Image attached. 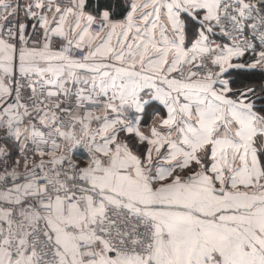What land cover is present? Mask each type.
Masks as SVG:
<instances>
[{
	"label": "snow or ice",
	"instance_id": "1",
	"mask_svg": "<svg viewBox=\"0 0 264 264\" xmlns=\"http://www.w3.org/2000/svg\"><path fill=\"white\" fill-rule=\"evenodd\" d=\"M125 3L0 0V264H264V0Z\"/></svg>",
	"mask_w": 264,
	"mask_h": 264
},
{
	"label": "trees",
	"instance_id": "2",
	"mask_svg": "<svg viewBox=\"0 0 264 264\" xmlns=\"http://www.w3.org/2000/svg\"><path fill=\"white\" fill-rule=\"evenodd\" d=\"M86 8L99 13L101 9L109 11L111 17H121L126 11L125 0H86Z\"/></svg>",
	"mask_w": 264,
	"mask_h": 264
},
{
	"label": "crops",
	"instance_id": "3",
	"mask_svg": "<svg viewBox=\"0 0 264 264\" xmlns=\"http://www.w3.org/2000/svg\"><path fill=\"white\" fill-rule=\"evenodd\" d=\"M126 6H127V4H126ZM86 10H87V11H90V12H91V13H93V14H98V13H97V12H95L93 9L86 8ZM101 10H105V9H101ZM126 11H127V8H126ZM126 11H125L124 15L126 14ZM124 15H123V16H124ZM123 16H121V17H111V16H110V18H112V19L116 20V19H122V18H123ZM77 152H79V153H81V154H82V150H80V149H78V150H77Z\"/></svg>",
	"mask_w": 264,
	"mask_h": 264
}]
</instances>
